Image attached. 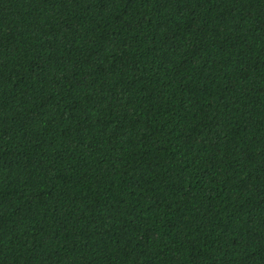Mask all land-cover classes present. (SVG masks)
<instances>
[{"label": "trees", "instance_id": "trees-1", "mask_svg": "<svg viewBox=\"0 0 264 264\" xmlns=\"http://www.w3.org/2000/svg\"><path fill=\"white\" fill-rule=\"evenodd\" d=\"M0 264H264V0H0Z\"/></svg>", "mask_w": 264, "mask_h": 264}]
</instances>
